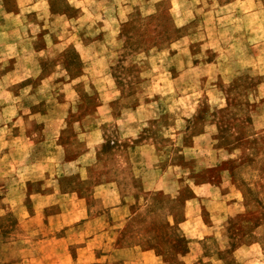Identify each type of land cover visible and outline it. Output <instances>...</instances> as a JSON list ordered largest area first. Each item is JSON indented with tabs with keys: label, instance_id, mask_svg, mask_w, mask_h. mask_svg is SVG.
I'll return each instance as SVG.
<instances>
[{
	"label": "rangeland",
	"instance_id": "rangeland-1",
	"mask_svg": "<svg viewBox=\"0 0 264 264\" xmlns=\"http://www.w3.org/2000/svg\"><path fill=\"white\" fill-rule=\"evenodd\" d=\"M0 264H264V0H0Z\"/></svg>",
	"mask_w": 264,
	"mask_h": 264
},
{
	"label": "crops",
	"instance_id": "crops-1",
	"mask_svg": "<svg viewBox=\"0 0 264 264\" xmlns=\"http://www.w3.org/2000/svg\"><path fill=\"white\" fill-rule=\"evenodd\" d=\"M151 253H152V251H150V250H145V251L139 250V252H138V254L143 256V257H144V255H146V254L150 255Z\"/></svg>",
	"mask_w": 264,
	"mask_h": 264
}]
</instances>
